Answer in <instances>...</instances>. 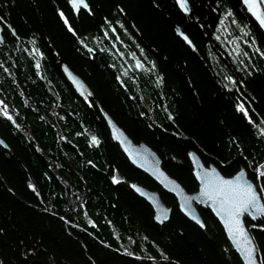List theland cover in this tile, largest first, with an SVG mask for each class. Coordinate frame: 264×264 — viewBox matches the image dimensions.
I'll list each match as a JSON object with an SVG mask.
<instances>
[{"label":"trees","instance_id":"1","mask_svg":"<svg viewBox=\"0 0 264 264\" xmlns=\"http://www.w3.org/2000/svg\"><path fill=\"white\" fill-rule=\"evenodd\" d=\"M85 1L0 0V264H242L209 208L201 227L187 219L100 113L187 191L192 150L224 175L245 168L264 201V32L240 0H187L198 23L174 0ZM132 182L160 193L166 220ZM244 221L264 264V216Z\"/></svg>","mask_w":264,"mask_h":264},{"label":"water","instance_id":"2","mask_svg":"<svg viewBox=\"0 0 264 264\" xmlns=\"http://www.w3.org/2000/svg\"><path fill=\"white\" fill-rule=\"evenodd\" d=\"M205 1V0H201ZM74 12L79 8L87 10L86 1L68 0ZM179 11L187 14L193 20L187 0H174ZM246 13L258 24L264 32V0H240ZM198 23V20H193ZM175 33L189 46L191 42L187 35L178 26L172 24ZM1 39V35H0ZM61 71L75 92L85 98L90 94L85 82L65 64H61ZM48 91L54 96L53 90L46 85ZM55 97V96H54ZM108 128L111 138L118 144L127 160L136 168L147 174L162 190L172 194L176 199L179 210L198 226L203 222L195 204L207 206L217 219L232 249L237 253L242 264H259L257 249L244 216L254 219L264 216V201L255 183L250 179L244 168L237 169L231 175L222 174L219 169L209 163L205 164L192 150L187 152L191 165V173L197 186L192 191H187L177 179L168 174L160 164L157 153L145 142H135L127 133L109 116L101 113ZM90 136L92 132L85 130ZM0 145L9 150L7 144L0 138ZM118 179L120 176L115 173ZM133 191L144 199L153 211V219L160 223L170 214V207L166 206L156 189H150L137 182H132ZM40 195L41 192H38ZM30 264H43L39 259H33Z\"/></svg>","mask_w":264,"mask_h":264},{"label":"bare ground","instance_id":"3","mask_svg":"<svg viewBox=\"0 0 264 264\" xmlns=\"http://www.w3.org/2000/svg\"><path fill=\"white\" fill-rule=\"evenodd\" d=\"M177 6V5H176ZM190 7V6H189ZM178 8V7H177ZM89 9V8H88ZM255 22V21H254ZM256 23V22H255ZM172 24H175L174 22H172L171 23V25ZM257 24V23H256ZM176 25V24H175ZM258 25V24H257ZM176 26H178V25H176ZM179 27V26H178ZM259 27V26H258ZM172 28H173V25H172ZM180 28V27H179ZM173 30H174V28H173ZM180 30L183 32V33H185L181 28H180ZM2 31H3V29H2ZM175 32V31H174ZM3 33V32H2ZM186 34V33H185ZM11 35V34H10ZM177 35V34H176ZM187 35V34H186ZM4 36V35H3ZM178 36V35H177ZM179 37V36H178ZM188 37V36H187ZM189 38V37H188ZM15 39V38H14ZM4 40V39H3ZM190 40V39H189ZM183 41V40H182ZM184 42V41H183ZM190 42H191V40H190ZM185 43V42H184ZM186 44V43H185ZM3 45V44H2ZM187 45V44H186ZM189 46V45H188ZM99 47V46H98ZM189 47H192V42H191V46H189ZM42 58V57H41ZM42 77V76H41ZM39 78V77H38ZM84 81V80H83ZM43 82V81H42ZM85 82V81H84ZM88 85V84H87ZM71 86V85H70ZM47 89V88H46ZM90 89V88H89ZM54 91V90H53ZM50 94V93H49ZM61 96H62V94L61 93H59ZM65 94V93H64ZM77 95V94H76ZM4 96H5V94H4ZM65 96V95H64ZM68 96V95H67ZM66 96V97H67ZM8 97V96H7ZM63 97V96H62ZM70 97V96H69ZM89 97V96H88ZM11 98V97H10ZM53 98V97H52ZM64 98V97H63ZM71 98V97H70ZM5 99V98H4ZM60 99V98H59ZM54 100V99H53ZM71 100H73V99H71ZM86 100V99H85ZM2 101V100H1ZM5 101V100H4ZM3 101V102H4ZM73 102V101H72ZM75 102H77V101H75ZM56 103V102H55ZM64 104V103H63ZM62 104V105H63ZM77 104V103H76ZM76 104H75V106H76ZM89 104V103H88ZM3 105H5V104H3ZM78 105V104H77ZM54 106H56V105H54ZM13 107V106H12ZM58 107V106H57ZM62 107V106H61ZM77 107V106H76ZM55 109V108H54ZM12 112V111H11ZM14 114V113H13ZM101 114V113H100ZM1 116V115H0ZM102 117V116H101ZM8 118V117H7ZM4 120V119H3ZM9 122V121H8ZM13 126V125H12ZM85 128V127H84ZM123 129V128H122ZM82 130V129H81ZM88 130V129H87ZM96 130V129H95ZM97 133V132H96ZM81 134H82V131H81ZM98 135H99V133H98ZM82 136H84V134L82 135ZM81 135L79 136V137H82ZM129 136V135H128ZM77 137V136H76ZM85 137V136H84ZM100 137V136H99ZM86 138V137H85ZM84 139V138H83ZM83 139H81V140H83ZM132 139V138H131ZM79 140V139H78ZM87 140V139H86ZM84 143H85V140H84ZM87 144V143H86ZM118 145V144H117ZM84 148H85V146H84ZM156 152V151H155ZM196 152V151H195ZM125 156V155H124ZM162 167V166H161ZM243 167V166H242ZM117 169V168H116ZM245 169V168H244ZM246 170V169H245ZM222 173V172H221ZM122 176H123V174H122ZM115 177V176H114ZM123 178V177H122ZM64 180V179H63ZM121 180H123V179H121ZM66 181V180H65ZM255 182V181H254ZM138 183V182H137ZM257 183V182H256ZM259 189V188H258ZM70 194V193H69ZM160 194V193H159ZM170 195V194H169ZM72 200V199H71ZM163 200V199H162ZM73 202V201H72ZM199 206V205H198ZM75 207V206H74ZM251 234V233H250ZM254 240V239H253ZM258 253V252H257Z\"/></svg>","mask_w":264,"mask_h":264},{"label":"flooded vegetation","instance_id":"4","mask_svg":"<svg viewBox=\"0 0 264 264\" xmlns=\"http://www.w3.org/2000/svg\"><path fill=\"white\" fill-rule=\"evenodd\" d=\"M92 137V136H91ZM121 150V149H120ZM115 173V172H114ZM119 175V174H118ZM120 176V175H119ZM118 179H121V176H120V178H118ZM176 200V199H175ZM177 203V202H176ZM197 205H201V204H195V206H197ZM167 206V205H166ZM203 206V205H202ZM168 207H170V206H168ZM177 208H178V206H177ZM197 208V207H196ZM170 209H171V207H170ZM178 210H179V208H178ZM180 211V210H179ZM181 212V211H180ZM182 213V212H181ZM183 214V213H182ZM184 215V214H183ZM185 216V215H184ZM186 217V216H185ZM187 218V217H186ZM187 219H189V218H187ZM190 220V219H189ZM192 221V220H191ZM245 222V221H244ZM246 224V223H245ZM247 226V225H246ZM248 227V226H247ZM222 228V227H221ZM248 229H249V227H248ZM223 230V229H222ZM249 232H250V229H249ZM229 242V241H228ZM232 247V246H231ZM237 254V253H236Z\"/></svg>","mask_w":264,"mask_h":264},{"label":"snow or ice","instance_id":"5","mask_svg":"<svg viewBox=\"0 0 264 264\" xmlns=\"http://www.w3.org/2000/svg\"><path fill=\"white\" fill-rule=\"evenodd\" d=\"M80 2L82 3L83 2V0H80ZM262 23H264V20H262ZM96 141H95V139L93 138V143H95Z\"/></svg>","mask_w":264,"mask_h":264}]
</instances>
